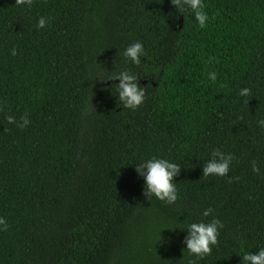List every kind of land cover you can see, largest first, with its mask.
<instances>
[{
  "label": "trees",
  "instance_id": "1",
  "mask_svg": "<svg viewBox=\"0 0 264 264\" xmlns=\"http://www.w3.org/2000/svg\"><path fill=\"white\" fill-rule=\"evenodd\" d=\"M15 3L0 0V264H241L264 249V0H203V29L171 0ZM138 41L137 66L123 53ZM124 70L146 88L135 111L107 81ZM24 114V129L4 118ZM216 149L235 159L205 178ZM153 157L181 166L174 204L143 194L135 166ZM213 218L218 245L198 260L188 226Z\"/></svg>",
  "mask_w": 264,
  "mask_h": 264
},
{
  "label": "clouds",
  "instance_id": "2",
  "mask_svg": "<svg viewBox=\"0 0 264 264\" xmlns=\"http://www.w3.org/2000/svg\"><path fill=\"white\" fill-rule=\"evenodd\" d=\"M33 4L34 0H16L15 3L16 6H26L28 8H31ZM171 4L178 13H191L194 15L201 29L207 26L206 22L209 17L204 11L205 5L203 0H171ZM46 24V18L40 17L37 23V29L44 28ZM16 54V49L13 48L11 55L15 56ZM123 56L132 64L138 66L141 64V57L146 56V53L142 43L138 41L128 46ZM212 61H216V57H210L207 62L211 63ZM208 79L215 83L217 81L216 72H209ZM116 80L119 81L118 85H114L118 93L119 102L126 109L133 111L137 110L144 103L146 96V88L141 87L138 83V75L124 70L110 77L107 81ZM101 82L106 81L101 80ZM250 94L251 90L249 88H243L239 91V96L241 97H248ZM245 103H248V101H245ZM2 111L3 108L0 107V112ZM4 118L9 124H16L20 129L26 128L30 123L28 114L22 115L19 122L11 115H7ZM258 123L261 127H264V119L260 120ZM234 159L235 156L231 153L226 154L219 149L213 150L211 159L203 166V177H226ZM251 164L253 173L259 174L260 169L257 162L253 160ZM135 171L145 181L143 194L147 200L151 201L152 197H155L157 200L169 205L177 201V188L173 181L181 171L180 165L166 159L153 157L152 159L136 165ZM239 179V177L229 178L228 183H232L234 180L239 181ZM213 211L212 208H208L203 211L202 215L204 217H209L212 215ZM223 227V223L216 218H213L207 223L203 221L191 223L187 229L188 235L183 241L187 246L188 253L198 260H202L206 256L211 255L213 246L218 245L219 230ZM8 228L9 225L6 219L0 217V231H7ZM190 264H196V261L193 260ZM241 264H264V249H260L256 253L243 252Z\"/></svg>",
  "mask_w": 264,
  "mask_h": 264
}]
</instances>
